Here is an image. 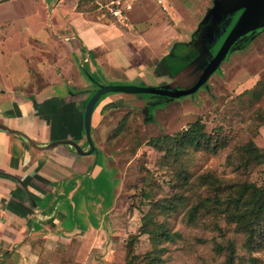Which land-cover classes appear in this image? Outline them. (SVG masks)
Returning <instances> with one entry per match:
<instances>
[{
  "label": "rangeland",
  "instance_id": "obj_1",
  "mask_svg": "<svg viewBox=\"0 0 264 264\" xmlns=\"http://www.w3.org/2000/svg\"><path fill=\"white\" fill-rule=\"evenodd\" d=\"M113 1L0 0V108L11 109L14 92H29L33 87L52 88L61 94L86 90L92 94L99 86L111 85L187 88L194 79L188 67H197V75L202 71L243 10L238 0H166L165 8L153 0H136L129 21L121 24L107 12ZM71 13L98 24L111 40L119 38L118 45L129 52L130 67L143 69L146 78L132 80L121 65L115 66L104 56L101 64L95 65L78 51H66L64 41L71 34L62 22ZM263 25L264 11L195 93L176 99L137 95L145 100L140 107L111 109L99 119L96 131L90 125L92 142L96 137L102 145L109 167L99 163L93 175L100 185L91 198L102 208L88 203L86 210L95 224L109 209L108 220L102 224L110 230L106 241L114 244L99 248L84 264H124L126 240L138 235L142 216L154 203L158 209L153 211L169 208L157 220L171 234H177L173 241L156 242V248L161 249L154 260L158 264H225L228 250L218 251L217 247L228 244L233 246L234 264H264V245L248 249L245 234L216 212L205 211L193 223H188L186 215L197 201L213 196L207 185L199 183L205 173L227 186L245 182L264 189V162H244L241 151L251 140L264 158V124L257 118V114L264 118V95L253 100L246 94L264 82V30L252 34ZM23 77L28 79L25 85ZM116 94L121 93H106L100 102ZM196 120L207 133L217 135L223 147L187 148L182 155L187 174L178 176L174 158L147 142L174 135ZM58 139L79 142L78 134L72 131ZM86 144L81 146L87 149ZM134 248V262L146 264L150 258L145 254L153 249L148 235L138 236Z\"/></svg>",
  "mask_w": 264,
  "mask_h": 264
},
{
  "label": "crops",
  "instance_id": "obj_2",
  "mask_svg": "<svg viewBox=\"0 0 264 264\" xmlns=\"http://www.w3.org/2000/svg\"><path fill=\"white\" fill-rule=\"evenodd\" d=\"M62 23L70 27L71 35L64 41L69 53L78 51L95 65H100L104 56L115 66L121 65L119 68L132 80L146 78L143 69L130 67L129 52L118 45L120 39L111 40L98 24L78 13H71ZM190 74L194 75L191 84L197 74ZM24 77L23 85L28 82ZM149 80L157 86L162 84L155 78ZM29 90L14 92L11 109L0 108V124L24 134L38 147L31 146L23 136L0 129V263L84 264L99 248L114 244L106 241L110 230L102 224L108 220L109 209L98 216L95 224L86 210L88 203L102 208L91 198L100 183L93 175L99 163L109 167L108 155L96 137L93 144L97 152L89 155L78 154L70 145L39 148L65 141L58 138L72 131L78 134L79 142L75 143L83 152L88 151L83 116L91 93L61 94L52 88L34 87ZM144 101L137 95L108 96L93 110L91 126L96 131L106 111L140 107Z\"/></svg>",
  "mask_w": 264,
  "mask_h": 264
},
{
  "label": "trees",
  "instance_id": "obj_3",
  "mask_svg": "<svg viewBox=\"0 0 264 264\" xmlns=\"http://www.w3.org/2000/svg\"><path fill=\"white\" fill-rule=\"evenodd\" d=\"M247 93L250 94L253 100L260 99L264 95V82L247 91ZM93 94L94 92L91 96ZM100 100L101 97L94 109L99 105ZM257 118L260 123L264 124V118L261 114H257ZM216 136L207 133L202 122L196 120L186 124L183 130L176 132L174 135L150 138L147 144L155 150L163 152L165 156L174 158L173 160L178 168V176L183 175L184 177L187 174V170L183 168V152L187 148L213 150L218 145L222 148V143H219L220 138ZM241 151L244 162L253 164H262L264 162L262 153L251 140L241 148ZM186 181L187 179L184 178L183 183H186ZM199 183L207 185L212 190L213 196L197 201L187 211L188 223H193L205 211L209 213L216 212L217 215L223 217L227 224L234 225L237 231L245 234V244L248 249L252 251L264 245V189L262 187L254 183L245 182L240 185L227 186L209 173L200 176ZM153 206L152 210L142 216L138 235H131L127 238L124 264H136L134 261L137 259V255L134 247L138 236L148 235L153 243L151 252L145 254L146 257L150 258L146 264H158L154 260L159 258L157 255L161 249L156 248L159 240L173 241L174 237H177L176 233L171 234L161 226L163 222L157 220L158 216H165L166 210L169 208L167 209V206H164L161 210L153 211V209H158L156 203ZM225 249L228 250L225 264H234L233 246L228 244L223 247H217L218 251Z\"/></svg>",
  "mask_w": 264,
  "mask_h": 264
},
{
  "label": "water",
  "instance_id": "obj_4",
  "mask_svg": "<svg viewBox=\"0 0 264 264\" xmlns=\"http://www.w3.org/2000/svg\"><path fill=\"white\" fill-rule=\"evenodd\" d=\"M222 1V0H221ZM235 0H223V3H231ZM240 1V6L243 8L241 15L237 19L236 23L233 25L229 33L227 34L225 40L223 41L221 47L217 51L214 57H212L209 62L202 68V71L196 75L195 80L191 83V85L184 89H166V87H149V86H137V85H111V86H99L95 93L91 96L89 101L85 106L84 116H83V127L85 133V139L89 146V150L87 152H83L81 148L73 141L65 140L58 141L52 144H49L43 148V150H49L54 148L57 145H70L74 148V150L80 155H89L95 151V146L92 142L91 134H90V125H91V116L94 110L96 103L99 98L106 93H121L127 95H157L166 98L176 99L183 96H187L195 93L207 80L210 76L216 71L220 62L225 58L226 54L232 47V45L237 41V39L243 35L246 31L249 24L257 17L262 11H264V0H238ZM264 29V25L258 28L257 31L252 34L256 35L260 31ZM192 67V66H191ZM188 70L196 73L197 67L194 69L188 67ZM197 74V73H196ZM0 129L4 131H8L13 134H17L23 136L27 142L33 146L36 145L28 139L24 134L10 130L7 127L0 124Z\"/></svg>",
  "mask_w": 264,
  "mask_h": 264
},
{
  "label": "built area",
  "instance_id": "obj_5",
  "mask_svg": "<svg viewBox=\"0 0 264 264\" xmlns=\"http://www.w3.org/2000/svg\"><path fill=\"white\" fill-rule=\"evenodd\" d=\"M136 0H115L108 6L107 11L109 15L121 24L129 21L130 13L133 9V4ZM156 4L165 8L166 0H153Z\"/></svg>",
  "mask_w": 264,
  "mask_h": 264
},
{
  "label": "flooded vegetation",
  "instance_id": "obj_6",
  "mask_svg": "<svg viewBox=\"0 0 264 264\" xmlns=\"http://www.w3.org/2000/svg\"><path fill=\"white\" fill-rule=\"evenodd\" d=\"M264 30V29H263ZM260 33V32H259ZM259 33H257V34H259ZM142 109H140V111H141ZM142 112V111H141ZM143 113V112H142Z\"/></svg>",
  "mask_w": 264,
  "mask_h": 264
}]
</instances>
